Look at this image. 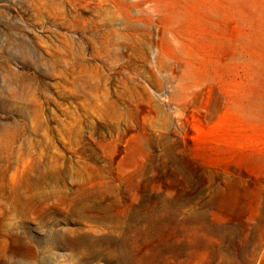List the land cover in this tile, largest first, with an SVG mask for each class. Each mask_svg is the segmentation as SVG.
<instances>
[{"label":"rangeland","instance_id":"rangeland-1","mask_svg":"<svg viewBox=\"0 0 264 264\" xmlns=\"http://www.w3.org/2000/svg\"><path fill=\"white\" fill-rule=\"evenodd\" d=\"M0 0V264H264V0Z\"/></svg>","mask_w":264,"mask_h":264},{"label":"bare ground","instance_id":"bare-ground-1","mask_svg":"<svg viewBox=\"0 0 264 264\" xmlns=\"http://www.w3.org/2000/svg\"><path fill=\"white\" fill-rule=\"evenodd\" d=\"M198 3L200 4L201 8L204 9L206 12L209 13H219L217 9V2L219 0H197Z\"/></svg>","mask_w":264,"mask_h":264}]
</instances>
